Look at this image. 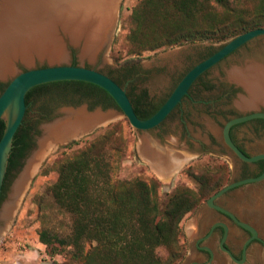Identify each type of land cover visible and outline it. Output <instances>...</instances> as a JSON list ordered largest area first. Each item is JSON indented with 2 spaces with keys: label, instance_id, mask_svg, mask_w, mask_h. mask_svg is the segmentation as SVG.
<instances>
[{
  "label": "trees",
  "instance_id": "trees-1",
  "mask_svg": "<svg viewBox=\"0 0 264 264\" xmlns=\"http://www.w3.org/2000/svg\"><path fill=\"white\" fill-rule=\"evenodd\" d=\"M129 19L127 53L141 58L187 43H222L264 28V0H141ZM113 59L117 64L122 61L120 56ZM42 92L70 100L66 104L74 106L89 102L92 110L118 109L109 93L91 83L40 85L27 94V104L33 93ZM132 103L141 119L150 117ZM5 128L1 121L0 139ZM31 132L24 120L14 138L7 174L22 166L32 145ZM126 147L121 122L113 123L85 140V146L71 157L44 168L42 175L58 174L47 188L49 200L41 198L38 204L39 240L49 257L66 255L79 264H179L183 260L187 251L183 222L229 183V165L223 161L200 173L189 168L196 188L178 187L162 200L157 180L116 177Z\"/></svg>",
  "mask_w": 264,
  "mask_h": 264
},
{
  "label": "water",
  "instance_id": "water-1",
  "mask_svg": "<svg viewBox=\"0 0 264 264\" xmlns=\"http://www.w3.org/2000/svg\"><path fill=\"white\" fill-rule=\"evenodd\" d=\"M122 2L123 0H0V91L2 85L7 84L0 94V122L6 123L0 139V198L15 135L24 120L32 128L31 148L22 161V166L11 175L5 197L0 204V240L15 226L34 179L40 174L50 155L122 118H126L139 135H151L189 95L202 75L248 43L264 36V28H259L222 42L214 53L194 65L183 76L154 115L141 119L126 89L98 71L105 70L116 75L110 61V52L120 21ZM63 81H81L99 86L112 96L118 109L98 106L92 110L89 102H85L78 106L55 107L48 111L45 99L49 95L43 92L32 98L29 106L27 105L26 97L30 90L40 85ZM67 102L70 100L59 101V104ZM255 111L232 118L223 128L226 144L240 160L248 163L264 160V154L246 156L233 143L229 132L234 125L264 118V112L258 109ZM263 181L264 172L257 177L229 182L207 201L210 207L231 216L240 226L250 231L253 237L249 242L258 239L256 229L237 220L233 214L216 206L214 202L236 187ZM225 250L238 262L229 250Z\"/></svg>",
  "mask_w": 264,
  "mask_h": 264
},
{
  "label": "flooded vegetation",
  "instance_id": "flooded-vegetation-1",
  "mask_svg": "<svg viewBox=\"0 0 264 264\" xmlns=\"http://www.w3.org/2000/svg\"><path fill=\"white\" fill-rule=\"evenodd\" d=\"M238 51L202 75L191 88L189 95L183 99L182 103L177 106L158 128L151 132L152 137L161 141L163 144L165 136L169 134L174 135L175 138L178 139L179 148L187 149L189 152H192L195 157L222 159L228 165V159L235 160V168L238 170V175L235 178L231 176L229 182H238L247 178L257 177L264 169L263 159L253 163L240 160L226 144L223 137V128L228 121L234 117L252 113L234 114L230 108L232 100L237 97L239 93H245V91L242 87L234 83L229 84L224 82L221 85L213 86L208 79L214 74L213 71L215 68L221 66L223 62L228 61L229 58ZM158 55L160 54L157 53L156 56ZM208 56L209 55L203 56L197 63ZM152 57L153 56L145 59L151 60ZM145 59L131 58L125 60L118 65L117 75L112 72H106L105 70H97L109 76L121 87L126 89L129 97L138 107L142 115L144 117H151L162 107L173 92L174 89L168 90L170 85L174 84L176 87L178 82L185 75H180L182 69L184 70L188 68V66H191L189 67L191 69L194 65H189L190 62L187 57L179 56L176 60L154 61L145 68L140 65ZM73 65L78 64L73 63ZM87 67L93 68L90 66ZM180 76L181 79L179 80ZM148 84L156 86L154 96L151 95L147 87ZM210 91H214V94L207 100L204 94ZM161 93H165V95L157 102ZM38 94L39 93H33L29 97L28 106L31 99L36 98ZM62 100L65 99L52 98L49 95L45 99V105L48 111H52L55 107L74 106L66 103H62L63 105L59 104V101L61 102ZM258 111L264 112V108H260ZM220 116L223 117V121L219 119ZM205 121L211 123L214 131L206 125ZM214 126L219 130V140L214 133L218 132ZM229 134L233 143L246 156L253 157L264 154V118H256L234 125L231 127ZM229 168L231 175H233L230 165ZM14 172L15 171L6 175L0 204L5 197L10 177ZM261 184H264V181L241 185L232 189L214 202L216 206L233 214L237 220L247 223L256 229L258 239L249 242L253 237L250 231L240 226L231 216L219 211L217 208L210 207L206 202L191 214V218H195L199 214L200 209L205 206V211L200 218L196 234L192 239L187 233L186 226H184L187 253H189L191 242L194 248L195 257L191 264H249L251 250L254 248L255 252L258 254V249L264 247L263 206L257 200L261 189L256 187L249 188L241 193L233 192L241 190L249 185L258 186ZM224 248L229 250L238 262L234 261Z\"/></svg>",
  "mask_w": 264,
  "mask_h": 264
},
{
  "label": "rangeland",
  "instance_id": "rangeland-1",
  "mask_svg": "<svg viewBox=\"0 0 264 264\" xmlns=\"http://www.w3.org/2000/svg\"><path fill=\"white\" fill-rule=\"evenodd\" d=\"M139 1L141 0H123L122 2V6L120 10V21L116 31L115 41L113 43L112 50L110 52V61L116 75L119 64L115 63L113 59L114 56H120L122 60L121 63H123L127 59L139 58L128 55L126 41H125V37L128 34L130 28L129 18L132 12V8ZM220 44L221 43L195 42V43H187L181 46H176L167 49V52L166 50H162L158 52L160 54L158 56H156L157 53L155 54L146 53L141 58L145 59V58H150L151 56L153 57L151 60L148 59L143 60L140 65L147 68L154 61H158V60L166 61L171 59L176 60L177 58H179V56H183V57L185 56L190 62L189 65L191 64L193 66L197 64L199 59H201L203 56L210 55L213 51H215ZM248 61H258L264 63V36L259 37L253 40L252 42L248 43L235 55L229 58L228 61L223 62L221 66L215 68L213 71L214 74H212L211 77H209L208 79L209 81H211V84H213V86L221 85L224 82L231 84L232 82L228 79V71L234 66L242 65ZM189 67L191 66H188V68L184 70L182 69L180 75L186 74L190 70ZM180 79L181 76L179 80ZM147 87L149 88L151 95L154 96L156 86L152 84H148ZM174 88L175 86L174 84H172L170 85L168 90L169 89L173 90ZM213 94L214 91H210L205 93L204 97L208 100L210 99V96H213ZM163 95H165V93L160 94L159 98L157 99V102L163 97ZM243 95H245L244 92L239 93V95L232 100V104H230L231 105L230 108L232 109L234 114L248 113L255 111V110L244 111L237 106L236 104L237 101ZM219 119L222 121L224 120L222 116H220ZM117 122H121V128L123 131V136L125 137L127 147L124 152L121 165L117 169L116 177L119 179H128V180L140 177L149 182L155 179L159 182V196L161 197L162 200H165L166 196L172 193L178 187L196 188V184L188 176L187 170L189 168H191L192 171H194L195 173H200L206 169H214L216 165H219L221 162H223L222 159H214L210 157H202V158L195 157L177 175H175L171 180H168L169 182H165L161 180L153 171V169L150 167V165L141 158L138 152V144L140 142L139 141L140 135L138 131L134 129L131 126V124L125 120V118H122ZM205 123L206 125H208L210 129H212L211 123L209 121H205ZM101 129H99L98 131H101ZM98 131L81 139L80 141L83 142L80 145L68 149H63V147H61L57 153L49 156L40 174L34 179L33 186L30 189L23 203V206L18 215L15 226L5 237H3L0 240V264H79L78 262L71 260L70 257L66 255L56 256L54 258L49 257L45 252L46 251L45 246L40 243L38 230L41 226V223L39 218L40 212H39L38 204L41 198L45 200H49L50 197H48L47 188L49 185H51L53 182L56 181L58 176L57 172L55 171H51L48 175H42V171L44 170V168H50L52 166H56V164L59 161L71 157L77 150L85 146V140L93 138L94 134L96 136V134H98ZM217 131L218 133L216 132L214 133L216 134V138H218L219 140L220 138L219 130L217 129ZM171 138H175V136L169 134L165 136L164 144L161 141L160 142L163 145H167ZM228 161L233 171V175H231L230 172V176H229V180H230L231 176L235 178L238 175V170L235 168V160L228 159ZM256 187L258 189H261L257 200L258 202H260V204H262L264 209V184L258 186L249 185L233 193H241L248 190L249 188L251 189ZM204 211H205V206H203L200 209L199 214L196 217L201 218L203 216ZM193 219L191 218V215H188L183 222V227L184 226L187 227L188 223ZM183 241H186L185 237ZM258 250H259L258 254L255 252L254 248L251 250L249 256V264H264V247L259 248ZM159 252L162 255H166L165 249H160ZM194 257H195L194 248H193V243L191 242V245L189 247V253H187L186 251L185 257L179 264H191L194 261Z\"/></svg>",
  "mask_w": 264,
  "mask_h": 264
},
{
  "label": "bare ground",
  "instance_id": "bare-ground-1",
  "mask_svg": "<svg viewBox=\"0 0 264 264\" xmlns=\"http://www.w3.org/2000/svg\"><path fill=\"white\" fill-rule=\"evenodd\" d=\"M228 79L245 91V95L236 103L241 110L264 108V63L248 61L234 66L228 71ZM139 141L138 151L141 158L163 181L171 180L195 158L193 153L179 148L176 138H171L167 145H163L151 135L142 134ZM199 221L200 218L196 217L186 227L191 239L196 234Z\"/></svg>",
  "mask_w": 264,
  "mask_h": 264
}]
</instances>
